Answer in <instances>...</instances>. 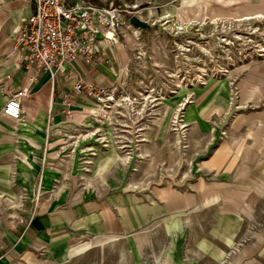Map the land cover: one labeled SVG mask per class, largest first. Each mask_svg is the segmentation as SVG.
<instances>
[{
    "label": "rangeland",
    "instance_id": "374dc122",
    "mask_svg": "<svg viewBox=\"0 0 264 264\" xmlns=\"http://www.w3.org/2000/svg\"><path fill=\"white\" fill-rule=\"evenodd\" d=\"M125 1L148 8L155 25L142 32L140 49L128 44L126 53L114 50V56L108 50L106 73L112 71L114 81L106 84L89 79L95 86L117 88L119 107L111 114L89 117L90 129H79L77 142L56 140L47 147L31 142L26 133L18 134L16 122L6 129L0 126V229L20 235L28 230L38 216L41 198L39 181L34 179L29 188V176L33 166L52 169L51 162H55L63 172L64 188L75 184L88 200L99 192L121 193L136 204L137 213L156 215L128 229L120 240L106 241L107 264L124 260L123 255H117L122 249L127 255L120 264H167L168 258L172 264H229L231 257L240 254L244 263L249 258V263L262 264L264 197L255 206L243 204V199L264 189L262 169L256 162L251 164L257 159L254 155L261 154L253 152L254 159H247L246 167L239 161L237 167L226 166L219 174L205 167L225 141L240 159L239 143L233 144L234 137H229L249 132L243 122L229 121L264 106L263 102L241 101L238 85L250 64L263 60L256 57V51L264 47V17L185 22L179 12L168 10L179 0ZM204 80L206 84H201ZM223 84L230 94L225 111L213 104L215 88ZM183 87L187 89L184 92ZM187 94L190 103L180 107ZM191 106L205 108L206 114L186 122ZM46 148L56 152L48 162H40L31 153H44ZM107 155L113 160L106 161ZM213 195H221V200L211 202ZM165 199H174L175 208L168 210ZM251 248L255 253L247 254ZM135 249L143 255L135 256ZM94 254L83 263H94ZM139 257L142 262L136 259Z\"/></svg>",
    "mask_w": 264,
    "mask_h": 264
},
{
    "label": "crops",
    "instance_id": "0c3cea01",
    "mask_svg": "<svg viewBox=\"0 0 264 264\" xmlns=\"http://www.w3.org/2000/svg\"><path fill=\"white\" fill-rule=\"evenodd\" d=\"M88 1L98 3L96 0V2ZM179 1L176 2L177 6L172 4L168 10L173 14L179 12L185 22L249 21L254 20L255 16L264 17V0ZM32 9L31 4L22 0H0V106L3 108L7 100L4 94L5 89L17 90L28 86L29 94L21 101L23 115L21 121L17 122V133H26L31 142H39L46 147L56 140L70 139L77 142L78 130L82 128L81 131L88 132L90 129V122L86 120L91 115L85 110L86 106L80 100H75L70 105L63 103L65 90L71 88L75 76L73 75L71 79L60 78L53 85L48 74L40 73L37 82L29 84L30 71L19 68L15 63V55L10 54L12 38L22 18L30 16ZM119 49L126 53V49L118 45L111 50L112 55H115L114 50L118 52ZM127 56L126 54V59ZM262 59L261 63L256 62L247 66V72L240 78L238 85L241 101L246 99L245 101L252 100L264 104V57ZM119 65L122 66L120 58ZM81 69L88 73L89 78L86 77V73L81 72ZM107 69L108 67L102 65L92 73L76 65L77 73L82 74L87 82L89 79L106 84L111 80L114 81L112 71L107 74ZM64 84L66 88L63 87ZM214 93L213 104L223 108L222 110L228 108L229 87L224 84L216 86ZM2 108L0 116L3 120H0V126L6 129L12 126V121L2 115ZM205 110L200 106L189 107L188 114L185 116L186 122L188 119L190 122L194 121L195 116L202 118L201 116L206 114ZM229 122H243L242 127L246 126L249 132V134L229 137H234L231 139L233 144L239 143L238 149L242 150V156L240 159L234 157L233 147L225 141L216 150L213 158L206 162L205 168L219 174L224 172L226 166L236 165L237 167L239 161L241 166L246 167L247 159L253 160L257 157L251 164L256 162V167L262 169L264 173V106L246 111L240 117H233ZM81 137L84 138V135ZM48 149L46 148L44 153L38 150H32L31 153L40 162H48L51 159L50 156L56 153L49 152ZM253 152L263 156L255 154L252 159ZM111 153L114 152L111 151ZM112 160L113 158L107 155L106 161ZM51 163L55 166L52 169L47 167L37 169L33 166L32 177L29 176V188L34 186V179L39 181L41 198L38 200V216L32 221L28 230L20 235L17 231L0 229V264H86L83 262L94 253L97 255V260L87 264H107L105 256L109 249L105 247L106 241H118L127 234L128 229L156 216L142 210L137 213L136 204H132V200L128 202L126 196L121 193L110 195L105 191V193L99 192L98 196H93V200H88L87 194L80 193L81 191L77 190L78 187L75 188V184L69 188L65 185L66 188H64L63 172L58 169V163ZM261 197H264V189L262 192L258 190V193L251 198L243 199V204L245 207L255 206ZM211 198V202H219L221 195H213ZM165 203L168 210L176 206L174 199H165ZM152 249L155 250V248ZM254 249H248L246 253H255ZM133 254L143 255L142 252H138V249H135ZM153 254L157 256L158 253L153 252ZM117 255L124 256V260L122 258L116 260L118 264L126 261V249L117 252ZM102 256L103 262H101ZM243 256L235 255L228 262L229 264H254L253 261L249 263V258L248 262L244 263ZM136 259L142 262L140 257ZM155 261L157 263L158 259ZM167 264H172L169 258Z\"/></svg>",
    "mask_w": 264,
    "mask_h": 264
},
{
    "label": "built area",
    "instance_id": "2783aa9c",
    "mask_svg": "<svg viewBox=\"0 0 264 264\" xmlns=\"http://www.w3.org/2000/svg\"><path fill=\"white\" fill-rule=\"evenodd\" d=\"M22 1L32 5V13L22 18L9 51L15 55L19 68L30 71L29 84L37 82L40 73L48 74L53 85L60 78L71 79L74 75L71 88L66 89L63 95L64 104L80 100L92 117L114 112L119 107L115 101L117 88L87 82L82 74L77 73L76 65L92 72L102 65H110L107 52L118 45L127 48L131 44L140 49L142 32L147 29L134 27L130 19L135 17L149 27L154 26L148 8L142 9L125 0L109 3L88 0ZM256 53V57L262 58L264 47ZM4 92L7 100L2 115L17 123L22 119L21 101L29 94V87L7 88ZM94 106L100 110L97 112Z\"/></svg>",
    "mask_w": 264,
    "mask_h": 264
},
{
    "label": "bare ground",
    "instance_id": "6f19581e",
    "mask_svg": "<svg viewBox=\"0 0 264 264\" xmlns=\"http://www.w3.org/2000/svg\"><path fill=\"white\" fill-rule=\"evenodd\" d=\"M148 13H149V11H148ZM259 18H263V16H258V17H254V19H258L259 20ZM264 19V18H263ZM241 20H243V19H241ZM247 20V19H246ZM262 48V47H261ZM264 56V55H263ZM262 56V57H263ZM257 58H260L259 56H257ZM251 62H252V60H250ZM222 72H225V71H222ZM225 73H228V72H225ZM214 75L213 74H211V76L209 75V77H211V79H210V81H212V77H213ZM225 77V76H224ZM201 81H203V80H201ZM201 84H206V81L204 80V82H200ZM200 84V85H201ZM229 86H233V84H229ZM185 90H187L186 88H182V91L184 92ZM233 94V93H232ZM229 96H230V94H229ZM233 96V95H232ZM192 98L191 97H189V94H187V96L185 97V102L182 104V105H180V107H185L186 106V104H188V103H190V100H191ZM190 120V119H189ZM143 141V140H142ZM123 148H125V147H123ZM121 149H122V147H121ZM174 163V162H173Z\"/></svg>",
    "mask_w": 264,
    "mask_h": 264
},
{
    "label": "water",
    "instance_id": "95a60500",
    "mask_svg": "<svg viewBox=\"0 0 264 264\" xmlns=\"http://www.w3.org/2000/svg\"><path fill=\"white\" fill-rule=\"evenodd\" d=\"M130 23L134 26V27H137V28H140L142 30H146V29H149V25L146 24L145 22H142L140 20H138L137 18L135 17H132L130 19Z\"/></svg>",
    "mask_w": 264,
    "mask_h": 264
},
{
    "label": "trees",
    "instance_id": "16d2710c",
    "mask_svg": "<svg viewBox=\"0 0 264 264\" xmlns=\"http://www.w3.org/2000/svg\"><path fill=\"white\" fill-rule=\"evenodd\" d=\"M91 1L96 2L95 0H91Z\"/></svg>",
    "mask_w": 264,
    "mask_h": 264
}]
</instances>
